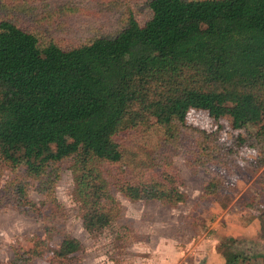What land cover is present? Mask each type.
Here are the masks:
<instances>
[{"label": "trees", "instance_id": "1", "mask_svg": "<svg viewBox=\"0 0 264 264\" xmlns=\"http://www.w3.org/2000/svg\"><path fill=\"white\" fill-rule=\"evenodd\" d=\"M29 1L36 0H0V178L22 169L53 205L60 165L70 163L83 228L96 237L121 221L117 193L168 207L186 201L167 160L180 144L193 173L212 175L203 198L222 190L242 151L264 164V0H148L145 21L129 15L114 36L66 48L23 25L14 6ZM189 108L228 117L242 133L224 140L219 127L188 126ZM130 133L145 149L137 166L118 146ZM9 202L35 210L18 175L0 187V207ZM244 206L259 219L264 246V209ZM29 242L7 264H33L50 252L46 238ZM80 250L64 235L51 262ZM220 251L223 264H264V253L228 244Z\"/></svg>", "mask_w": 264, "mask_h": 264}, {"label": "rangeland", "instance_id": "2", "mask_svg": "<svg viewBox=\"0 0 264 264\" xmlns=\"http://www.w3.org/2000/svg\"><path fill=\"white\" fill-rule=\"evenodd\" d=\"M147 1L36 0L21 6L15 4L14 11L21 15L23 25L66 48L96 37L114 36L129 15L145 21L150 17ZM1 13L0 10V16ZM185 123L206 131L219 127L224 140L242 133L232 130L228 117L215 121L193 108L188 109ZM248 128L256 130L253 124ZM118 146L130 165L142 163L145 149L134 133L122 138ZM184 154V145L180 144L177 154L167 155L183 180V204L168 207L158 201H130L117 193L121 221L96 237L83 228L70 163L60 165L53 205L36 190L37 182L29 180L22 169L16 174L3 170L0 187L18 175L35 210L23 211L11 202L0 207V263L7 264L16 252L29 250V239L34 235L47 239L50 252L34 258L33 264H57L51 262V251L59 246L64 235L81 244V250L64 264H223L222 244L246 253H264L257 238L262 225L257 217H249L244 206L252 202L264 209V164H258V153L242 151L231 175L221 177L222 190L207 198L202 197V190L212 175L201 169L193 173ZM120 225L128 230L121 232ZM45 228L51 231L45 232Z\"/></svg>", "mask_w": 264, "mask_h": 264}]
</instances>
